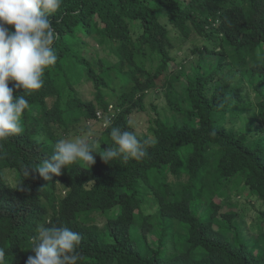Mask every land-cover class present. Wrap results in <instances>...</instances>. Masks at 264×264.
<instances>
[{"label": "trees", "instance_id": "trees-1", "mask_svg": "<svg viewBox=\"0 0 264 264\" xmlns=\"http://www.w3.org/2000/svg\"><path fill=\"white\" fill-rule=\"evenodd\" d=\"M49 19L57 63L26 95L23 132L0 141L6 264L35 255L40 224L78 232L80 264H264V0H63ZM184 45L201 58L188 71L175 53ZM150 89L168 113L151 105L139 134L129 117ZM113 127L150 139L147 155L95 154L51 181L32 172L89 128L95 151L108 150ZM230 191L258 207L248 215Z\"/></svg>", "mask_w": 264, "mask_h": 264}, {"label": "clouds", "instance_id": "clouds-1", "mask_svg": "<svg viewBox=\"0 0 264 264\" xmlns=\"http://www.w3.org/2000/svg\"><path fill=\"white\" fill-rule=\"evenodd\" d=\"M63 0H0V141L23 132L22 116L29 108L26 95L43 87L45 69L57 63L53 47L58 34L50 16L61 7ZM14 26V27H9ZM14 81V87H9ZM22 88L23 95L14 98L15 89ZM117 110L113 103L107 106L112 116ZM101 107L96 115H102ZM96 134L89 128L86 137L59 139L54 145V154L42 164L31 169L45 181L60 176L62 169L82 162L91 167L95 154L108 163L117 158L123 161L141 159L147 155L144 145L150 139L141 141L134 131H122L113 127L110 137L114 146L106 151H95L96 141L90 138ZM29 174V170L26 175ZM81 236L67 227L40 224L33 237L31 251L25 264H80L82 256L77 250ZM5 250L0 247V264H6Z\"/></svg>", "mask_w": 264, "mask_h": 264}, {"label": "rangeland", "instance_id": "rangeland-1", "mask_svg": "<svg viewBox=\"0 0 264 264\" xmlns=\"http://www.w3.org/2000/svg\"><path fill=\"white\" fill-rule=\"evenodd\" d=\"M211 46V45H210ZM184 47V48H183ZM187 46H181L180 49L176 48L175 53H177L178 58L177 60H182L183 62V68H185L186 71L191 69V65H193L194 63L197 62V60H200L201 58H199V54L195 53V54H189V51H185V49ZM207 56V55H206ZM205 56V57H206ZM204 57V58H205ZM149 59V57H148ZM204 60V59H203ZM205 60H208L207 58ZM107 63H105L106 65ZM178 85V84H177ZM89 88V85L85 88H83L82 91V96L85 99H92L93 100V96L91 94H87V89ZM119 87H117L116 89H118ZM145 102V109L144 111H134L132 114H130V122L132 124V126L134 127L135 132L139 133V134H149L150 131L147 129V120L148 117L151 119L153 117H155L156 113L154 112L153 108L151 105L156 106V108L159 110V112L162 115H165V113H168L165 110H168L167 104H166V97L163 94L162 90H155V89H150L145 93V98H144ZM110 103H113V101H110ZM86 137V136H84ZM69 139V138H67ZM92 140H95L97 142V138L92 137L90 138V142ZM97 145V144H96ZM174 178L173 175H168V179H172ZM232 187H238L237 185H233ZM217 200H220L219 197H215ZM230 202L231 203H238V206H242L245 205L247 206V210H248V215L250 213H252V211L254 210V207H258V202L255 200V197L250 195L247 191H243L242 193L239 192L237 194L234 193V191H230ZM150 209V208H149ZM101 219H103L101 217ZM101 219H99L101 221ZM249 221H246L247 224H249Z\"/></svg>", "mask_w": 264, "mask_h": 264}]
</instances>
